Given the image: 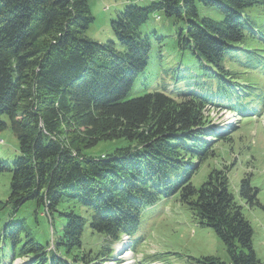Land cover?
<instances>
[{"label": "trees", "instance_id": "trees-1", "mask_svg": "<svg viewBox=\"0 0 264 264\" xmlns=\"http://www.w3.org/2000/svg\"><path fill=\"white\" fill-rule=\"evenodd\" d=\"M253 6L264 12V0L129 5L111 21L115 42L100 44L85 36L93 22L87 0H0V131L10 128L18 142L12 162L0 156V175H11L7 203L17 209L34 201L51 223L55 213L64 219L47 251L32 239L22 241L21 225L7 223L2 237L10 241L11 256L34 253L33 264H97L113 256L121 237L136 234L144 208L176 196L194 223L221 241L227 264H260L253 230L226 174L214 172L200 188L191 183L211 144L225 137L202 115L218 102L199 91L179 98L158 91L128 97L151 53L161 54L156 62L163 57L162 39L140 31L154 14L182 24L177 48L191 52L210 75L239 76L226 69L224 59L231 50L247 59L254 54L243 46L247 37L264 42L261 29L243 15ZM199 7L218 10L222 20L200 17ZM248 67L247 60L243 68ZM225 107L238 115L243 111L233 100ZM115 141L122 143L111 153L84 154ZM202 148L207 151L200 154ZM239 195L246 205H259L247 178ZM78 208L89 218L77 215ZM86 225L92 238L103 237L95 249L82 246ZM204 264L226 263L208 257Z\"/></svg>", "mask_w": 264, "mask_h": 264}, {"label": "rangeland", "instance_id": "rangeland-1", "mask_svg": "<svg viewBox=\"0 0 264 264\" xmlns=\"http://www.w3.org/2000/svg\"><path fill=\"white\" fill-rule=\"evenodd\" d=\"M156 0H87L93 22L85 36L97 43L115 42L111 29V21L126 6H149ZM200 17H211L222 20L218 10L199 7ZM249 23L264 33V12L260 6L243 10ZM159 16V20L156 17ZM183 26L181 23L167 21L162 13L154 14L149 21L140 27L143 35H151L152 39H162V60L156 62V51L150 55V64L142 73L129 98L144 93L163 92L171 97L179 98L183 93L201 92L213 101L202 110L204 118L218 133L225 135L211 144L210 151L201 160L191 179L193 187L200 188L214 172H224L228 178L229 191L235 203L241 207L245 219L252 230L253 250L260 264H264V42L246 38L243 44L249 54L248 59L242 51H229L225 56V67L240 74L232 76L220 74L210 75L208 68L203 69L201 63L191 52H181L175 42V34ZM256 50V51H254ZM166 55H165V54ZM155 55V56H154ZM242 59L237 64V58ZM250 67L243 68V64ZM258 64L257 67H252ZM243 81L246 84H243ZM250 85V88H245ZM178 95V96H176ZM237 99L234 100V96ZM233 100L243 108L242 114H235L225 106ZM207 143L206 140H204ZM121 141L100 142L94 148L84 150L88 156H100L113 152ZM209 144V143H208ZM202 148L200 154L206 152ZM18 155V142L10 128L0 131V156L12 162ZM198 157V156H197ZM197 165V160L194 161ZM247 178L256 192L259 205H246L239 195L241 180ZM10 173L0 175V264H33L34 253L15 258L11 256L9 240H3L5 225L13 222L22 226L19 232L22 241L32 239L43 250H51V242L61 234L64 219L53 216L52 223L42 208L34 201H28L17 209L7 203L9 196ZM75 213L89 218L84 209L78 208ZM88 225L84 229L82 246L95 249L99 246L101 236L92 238ZM96 240L97 243H92ZM6 244V245H5ZM114 254L97 264H204V259L216 257L223 263L229 262V256L221 241L210 228L199 227L194 223L191 212L181 205L177 197L160 198L154 205L144 208L138 223V230L131 238L121 237L113 245Z\"/></svg>", "mask_w": 264, "mask_h": 264}]
</instances>
